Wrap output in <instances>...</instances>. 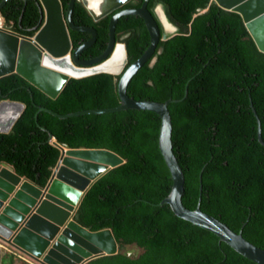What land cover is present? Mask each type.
I'll return each instance as SVG.
<instances>
[{
	"label": "trees",
	"instance_id": "1",
	"mask_svg": "<svg viewBox=\"0 0 264 264\" xmlns=\"http://www.w3.org/2000/svg\"><path fill=\"white\" fill-rule=\"evenodd\" d=\"M61 2L67 14L70 0ZM144 2L132 0L124 9L140 8ZM158 6L177 32L161 40L155 65L151 60L134 77L128 95L166 103L185 99L188 90L182 103L169 107L174 153L186 179L184 205L195 210L202 198L205 213L264 249V147L258 143L251 109L252 105L264 142V54L241 17L212 0H151L148 9L157 20ZM1 14L7 28L29 38L44 24L37 2L13 0ZM112 17L95 22L84 5L76 3L74 24L98 33L87 57L106 51ZM70 35L74 48L91 39L74 31ZM116 39L127 48L128 67L151 45L140 17H123ZM119 80L107 74L71 80L52 100L17 74L0 79V104L26 106L13 131L0 134V165L45 186L61 156L50 134L69 149L107 150L125 161L93 183L75 213L74 219L91 231L111 229L119 245L117 254L87 264H256L210 231L179 218L169 205H153L168 197L174 185L160 151L158 115L130 110L59 120L41 113L36 120L38 107L60 115L117 108ZM14 258L18 257L12 255L15 264Z\"/></svg>",
	"mask_w": 264,
	"mask_h": 264
},
{
	"label": "water",
	"instance_id": "2",
	"mask_svg": "<svg viewBox=\"0 0 264 264\" xmlns=\"http://www.w3.org/2000/svg\"><path fill=\"white\" fill-rule=\"evenodd\" d=\"M11 1L2 2L0 13ZM21 1L37 2L44 24L39 31L36 29L37 33L32 38L13 31H0V79L17 74L52 100H57L71 80L101 74L120 77L119 107L69 115L38 107L36 120H39L41 113L59 120L111 115L130 110L158 115L162 121L160 151L170 169L174 185L168 197L153 205H169L179 218L210 231L219 242L225 243L244 258L256 264H264V249L253 245L241 233L234 232L225 223L205 213L201 209L202 198L195 210L184 205L186 179L174 153L173 121L169 107L182 103L188 97V90L185 99L169 100L166 103L137 101L128 95V87L134 77L151 60L152 65H155L157 60L154 56L161 40L167 41L177 32L169 23L164 8L158 7L166 24L172 29L171 33L166 31L158 12L157 20L149 11L151 0H145L142 7L135 9H124L132 0H70L66 15L61 0ZM77 2L84 5L95 22L113 15L108 48L101 57L91 61H82L81 56L95 46L98 33L94 28L74 24ZM212 2L224 11L238 14L257 50L264 54V0ZM123 17H140L151 40L149 49L130 67L126 46L117 43L116 39L117 26ZM159 24L164 29V35L161 34ZM70 30L88 34L91 39L74 50ZM251 109L257 121L258 143L264 147L260 121L252 105ZM25 110L26 106L21 103H1L0 134H10ZM42 130L49 133L45 128ZM54 140L50 134V142L60 150L61 156L45 186L36 185L8 166L0 165V242L7 245L15 255L26 256L35 264H87L96 258L117 254L119 245L111 229L91 231L80 225L74 216L93 183L125 161L107 150L69 149ZM202 192L203 184L201 195Z\"/></svg>",
	"mask_w": 264,
	"mask_h": 264
},
{
	"label": "crops",
	"instance_id": "3",
	"mask_svg": "<svg viewBox=\"0 0 264 264\" xmlns=\"http://www.w3.org/2000/svg\"><path fill=\"white\" fill-rule=\"evenodd\" d=\"M3 243L0 242V264H4L6 261V257L10 256V258H12V255L9 254L10 251H7L4 247H1ZM9 252V253H8ZM18 257V256H17ZM20 257L18 258H14L16 260V263H20ZM29 259L25 257V261H28ZM29 264H32V262H28Z\"/></svg>",
	"mask_w": 264,
	"mask_h": 264
},
{
	"label": "flooded vegetation",
	"instance_id": "4",
	"mask_svg": "<svg viewBox=\"0 0 264 264\" xmlns=\"http://www.w3.org/2000/svg\"><path fill=\"white\" fill-rule=\"evenodd\" d=\"M158 7H160V6H158ZM158 7L156 8V10H155V13H156V11H157V9H158ZM165 11V10H164ZM66 15V14H65ZM74 17V16H73ZM74 22V21H73ZM170 23V22H169ZM171 24V23H170ZM71 32V30L69 31V33ZM77 33V32H76ZM71 36V35H70ZM72 40V39H71ZM73 43V42H72ZM73 48H74V45H73ZM79 48V47H78ZM108 48V47H107ZM75 49H77V48H74V50ZM107 50V49H106ZM88 52V51H87ZM106 52V51H105ZM104 52V53H105ZM86 53V52H85ZM85 53L81 56V60L82 61H91V60H94V59H97V58H99V57H101L104 53H102L100 56H97V57H87L86 55H85Z\"/></svg>",
	"mask_w": 264,
	"mask_h": 264
},
{
	"label": "bare ground",
	"instance_id": "5",
	"mask_svg": "<svg viewBox=\"0 0 264 264\" xmlns=\"http://www.w3.org/2000/svg\"><path fill=\"white\" fill-rule=\"evenodd\" d=\"M157 12H158V15L160 16V18H161L162 21H163V24H164V26H165L166 31H168L169 33H171V32H172V29H171L170 26H168V24H166L161 9L159 8V9L157 10Z\"/></svg>",
	"mask_w": 264,
	"mask_h": 264
},
{
	"label": "built area",
	"instance_id": "6",
	"mask_svg": "<svg viewBox=\"0 0 264 264\" xmlns=\"http://www.w3.org/2000/svg\"><path fill=\"white\" fill-rule=\"evenodd\" d=\"M11 31V29L7 28L5 25V20L2 16V14L0 13V31Z\"/></svg>",
	"mask_w": 264,
	"mask_h": 264
},
{
	"label": "clouds",
	"instance_id": "7",
	"mask_svg": "<svg viewBox=\"0 0 264 264\" xmlns=\"http://www.w3.org/2000/svg\"><path fill=\"white\" fill-rule=\"evenodd\" d=\"M55 141V140H54ZM52 144H53V142H52ZM1 247H4L7 251H9V247L7 246V245H5V244H2L1 245ZM8 248V249H7ZM9 253V252H8ZM9 254H11V255H14V256H17V255H15L13 252H11L10 251V253ZM18 257H20V259H22V260H25V257L26 256H18ZM26 258H28V257H26ZM29 259V258H28ZM27 262H32V264H35L31 259H29Z\"/></svg>",
	"mask_w": 264,
	"mask_h": 264
},
{
	"label": "rangeland",
	"instance_id": "8",
	"mask_svg": "<svg viewBox=\"0 0 264 264\" xmlns=\"http://www.w3.org/2000/svg\"><path fill=\"white\" fill-rule=\"evenodd\" d=\"M176 32H174L173 34H175ZM172 34V35H173ZM4 264H14V260L12 259V258H10V257H6V261H5V263ZM16 264H23L22 262H20V263H16Z\"/></svg>",
	"mask_w": 264,
	"mask_h": 264
}]
</instances>
